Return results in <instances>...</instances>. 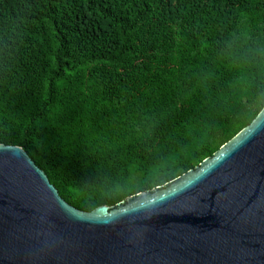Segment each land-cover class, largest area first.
I'll use <instances>...</instances> for the list:
<instances>
[{
  "label": "trees",
  "instance_id": "trees-1",
  "mask_svg": "<svg viewBox=\"0 0 264 264\" xmlns=\"http://www.w3.org/2000/svg\"><path fill=\"white\" fill-rule=\"evenodd\" d=\"M262 43L264 0H0V143L75 207H116L252 122Z\"/></svg>",
  "mask_w": 264,
  "mask_h": 264
},
{
  "label": "water",
  "instance_id": "water-1",
  "mask_svg": "<svg viewBox=\"0 0 264 264\" xmlns=\"http://www.w3.org/2000/svg\"><path fill=\"white\" fill-rule=\"evenodd\" d=\"M0 264H264V108L195 168L91 211L0 143Z\"/></svg>",
  "mask_w": 264,
  "mask_h": 264
},
{
  "label": "clouds",
  "instance_id": "clouds-1",
  "mask_svg": "<svg viewBox=\"0 0 264 264\" xmlns=\"http://www.w3.org/2000/svg\"><path fill=\"white\" fill-rule=\"evenodd\" d=\"M245 90L253 103L264 104V43L246 61Z\"/></svg>",
  "mask_w": 264,
  "mask_h": 264
}]
</instances>
